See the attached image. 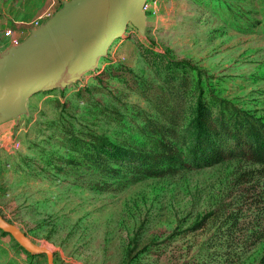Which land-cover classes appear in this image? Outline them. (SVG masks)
Listing matches in <instances>:
<instances>
[{
	"label": "rangeland",
	"instance_id": "rangeland-1",
	"mask_svg": "<svg viewBox=\"0 0 264 264\" xmlns=\"http://www.w3.org/2000/svg\"><path fill=\"white\" fill-rule=\"evenodd\" d=\"M52 1L0 0V51L11 45L7 29L25 37L34 18L57 9ZM143 10V36L128 23L93 70L63 89L32 94L26 114L0 123V213L47 246L54 264H204V216L235 208L251 182L264 185L258 166L241 159L114 189L92 186L96 177L80 165L62 162L65 170L53 174L45 164L51 151L71 159L59 143L61 127L145 147L173 128L177 138H170L181 141L191 112L179 114L173 126L157 117L134 80L113 75L114 67H125L161 84L146 54L189 62L194 97L215 95L264 121V0H146ZM87 84L99 90L82 98L77 92ZM263 251L264 241L243 264ZM0 264L47 260L0 229Z\"/></svg>",
	"mask_w": 264,
	"mask_h": 264
},
{
	"label": "trees",
	"instance_id": "trees-1",
	"mask_svg": "<svg viewBox=\"0 0 264 264\" xmlns=\"http://www.w3.org/2000/svg\"><path fill=\"white\" fill-rule=\"evenodd\" d=\"M146 58L161 84H149L125 67H114L113 75L125 83L134 80L157 117L173 126L179 114L191 112L190 121L179 135L181 141H175L173 128H169L168 137L153 136V145L145 147L117 142L94 131H67L61 127L59 143L67 147L71 159L63 160L54 151L46 153L45 164L53 174L65 170L62 162L80 165L96 177L92 186L114 189L143 178L166 177L241 159L257 165L259 176L264 178V121L215 95L194 97V67L189 62L164 60L160 54H146ZM98 90L87 84L77 94L85 98ZM189 135L190 139L186 137ZM241 192L242 199L235 208L225 205L204 216L203 227L206 225L208 230L204 264H243L264 241V185L251 182ZM253 264H264V251Z\"/></svg>",
	"mask_w": 264,
	"mask_h": 264
},
{
	"label": "water",
	"instance_id": "water-1",
	"mask_svg": "<svg viewBox=\"0 0 264 264\" xmlns=\"http://www.w3.org/2000/svg\"><path fill=\"white\" fill-rule=\"evenodd\" d=\"M146 0H63L19 42L0 51V123L26 114V101L39 91L63 89L93 70L128 23L145 31ZM0 229L32 255L53 252L35 243L0 213Z\"/></svg>",
	"mask_w": 264,
	"mask_h": 264
},
{
	"label": "built area",
	"instance_id": "built-area-1",
	"mask_svg": "<svg viewBox=\"0 0 264 264\" xmlns=\"http://www.w3.org/2000/svg\"><path fill=\"white\" fill-rule=\"evenodd\" d=\"M61 1L63 0H55L52 1V4L54 2H56L57 6H59L61 4ZM53 13V11L51 10H44V12H42L40 15H38L36 18H34L30 24H29V28L31 27H36L38 26L41 22H43L44 20H46L51 14ZM5 34L9 37H11V44H15L17 42H19L18 38L14 35V33L12 32V30L7 29L5 31Z\"/></svg>",
	"mask_w": 264,
	"mask_h": 264
},
{
	"label": "crops",
	"instance_id": "crops-1",
	"mask_svg": "<svg viewBox=\"0 0 264 264\" xmlns=\"http://www.w3.org/2000/svg\"><path fill=\"white\" fill-rule=\"evenodd\" d=\"M29 27H26V30L28 31ZM24 36L20 37L18 40L20 41Z\"/></svg>",
	"mask_w": 264,
	"mask_h": 264
}]
</instances>
